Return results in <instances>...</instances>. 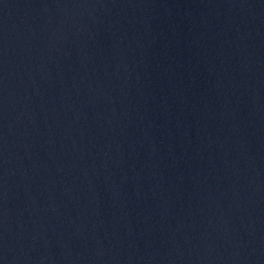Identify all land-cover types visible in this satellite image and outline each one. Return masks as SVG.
<instances>
[{
  "label": "water",
  "instance_id": "95a60500",
  "mask_svg": "<svg viewBox=\"0 0 264 264\" xmlns=\"http://www.w3.org/2000/svg\"><path fill=\"white\" fill-rule=\"evenodd\" d=\"M0 264H264V0H0Z\"/></svg>",
  "mask_w": 264,
  "mask_h": 264
}]
</instances>
